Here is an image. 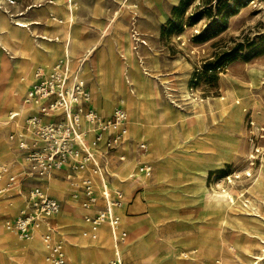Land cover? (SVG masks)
<instances>
[{
	"label": "rangeland",
	"instance_id": "rangeland-1",
	"mask_svg": "<svg viewBox=\"0 0 264 264\" xmlns=\"http://www.w3.org/2000/svg\"><path fill=\"white\" fill-rule=\"evenodd\" d=\"M16 1L19 3V0ZM64 1L22 0L21 5L24 7L31 3L36 10L41 7V12H49V36H54L56 16L63 12ZM96 1L88 0L90 4ZM102 1L106 10L104 17L97 24L88 26L89 5L84 0H77L79 6L76 10L80 19L74 25L73 38L77 43L79 34L83 36L87 31L88 34L83 37L85 39L78 40V46L83 49L106 38L104 42H108V48L102 45L93 55L95 59L100 55L102 58L103 70L99 73V79L83 74L80 79H85L93 98V107H97L101 116L108 118L123 107L127 111L126 141L117 146L126 153L125 161L119 165L115 163L117 149L107 145L111 139L110 133H107L102 146L107 151L101 147L95 150L97 160L105 161L106 165L108 163L111 174V178L105 181L99 176H92L98 194L104 196L102 189L105 185L111 189L110 195L114 197L117 191L124 189L122 199L125 205L126 198L133 201V194L137 190L135 186L146 188L142 191L145 205L137 197L138 206L135 207L142 206L141 209H131L128 215L120 208L116 209L120 219L116 226L117 233L123 230L128 234L123 244L118 243L123 251L121 256L131 258L137 264H234L240 252L237 246H233L232 239L239 243L248 242L249 249L253 251L252 257L257 256L261 246H264L259 238L264 235V201L261 203V215H255L238 198L237 193H248L247 198L256 206L259 201L250 192L257 179L264 178V0H181L169 6L170 16L155 31L145 30L142 26L138 0ZM121 1L132 6V15L117 18L108 33L104 34L109 18L114 11L123 7ZM6 2L0 0V4L9 6V2ZM10 7L16 9L18 6ZM100 11L101 0H98L94 13L99 14ZM9 19L13 22V17ZM2 36L11 46L12 41L7 34ZM2 49L8 56L18 57L9 47L3 45ZM84 51L74 55V62H69L72 76ZM62 59L53 61L49 66L38 62L33 70L39 64L51 70ZM83 61L87 65L90 62L87 59ZM114 66H119L115 76ZM21 69L19 65L12 80L0 68V97L10 89L19 91L15 94L18 99L8 112L17 109L16 104L23 99L33 75L32 70L30 76L22 77ZM19 82L23 85L21 89ZM184 90L196 101L204 100L206 112L201 116L187 115L189 100L184 101L181 97ZM138 93L143 99L152 93L162 110L152 121L150 133L143 136L129 133L133 119L127 106L131 98H139ZM223 97L225 99H221ZM6 101L4 95L0 109ZM221 104L227 105L226 112H222ZM26 110L23 117L15 113L17 126L9 123L12 118L8 112L5 116L7 124L0 123V163L9 164L12 174L16 176V188L5 194L0 193V226L11 238L26 247H20L16 253L10 254L0 242V264H36V251L26 245L28 239H20L7 228V221L25 211L34 210L29 203V193L36 188L61 202L57 217L64 216L65 220L56 228V217H53L55 227L50 235L52 241L61 239L71 264L105 263L107 260L99 258L98 250L105 247L110 252L113 249L111 236L108 242L99 236L98 231H90L83 226L81 240L77 230L70 229L75 225L68 227L70 216L66 214L73 207L84 223L89 225L87 217H94L97 211L105 213V210L97 209L96 205L86 207L84 192L69 188L65 174H74L76 170L73 168L53 170L57 172L55 175L53 171L43 176L40 174L42 170L30 160L31 147L36 146L37 142L33 140L28 148H23L18 136V132L24 133L25 143L32 142L33 129L27 133L25 116L35 113L33 104L29 108L27 106ZM240 114L242 119H239ZM174 116H177V121ZM179 116L183 119L191 117L195 122L183 127ZM236 122H240L239 127H236ZM121 126L114 125L111 130L117 131ZM84 129L93 130L94 126L84 123ZM143 140L148 146L146 151L137 148ZM143 155L154 165L153 172L149 174L144 170L147 162L142 159ZM215 155L223 158L222 164L215 162ZM51 175L53 179L65 181L62 192L51 189ZM3 183L4 179L0 180V186ZM132 189L133 194L129 195ZM228 190L235 196L234 203L225 201L220 195ZM75 191L78 192L77 196ZM91 212H94L93 215L87 216ZM222 214H228L231 223L215 225ZM151 217L157 222L150 219L138 221ZM126 219L130 221V226ZM101 223L98 227L111 225L109 220ZM218 230H222V236ZM217 235L224 241L217 244L212 242ZM126 245L131 246L134 252L125 251ZM139 245L144 246L143 250ZM80 250L87 255L85 261L78 257ZM45 253L53 264L54 253L50 246ZM113 255L110 258L116 256Z\"/></svg>",
	"mask_w": 264,
	"mask_h": 264
},
{
	"label": "built area",
	"instance_id": "built-area-1",
	"mask_svg": "<svg viewBox=\"0 0 264 264\" xmlns=\"http://www.w3.org/2000/svg\"><path fill=\"white\" fill-rule=\"evenodd\" d=\"M15 3V0H5ZM80 69L78 70V72ZM75 78V77H74ZM70 74L68 61H60L51 70L38 67L34 73L25 100L33 104L36 114L26 117L27 133L32 128L34 142L36 146L30 153L31 162L36 163V167L42 171L40 174L47 175L51 171L63 168H73L78 171H88L89 176L77 177L70 174L68 177L71 183L80 188L85 194L84 205L90 207L97 202V188L93 183L92 176L97 175L102 181L108 179L109 172L106 166L97 161L96 148L105 142L107 133L111 139L107 145L111 149H116L126 137L127 113L124 108L117 109L110 117L101 116L96 109L91 106L92 96L84 79H74ZM74 79V80H73ZM16 116L11 114V118ZM46 117H54L52 121L44 120ZM84 123L94 126V129H84ZM121 124L117 131L111 130L114 125ZM21 133V132H20ZM95 133L93 139L89 140L87 135ZM26 134H20V143L23 148H28L25 141ZM140 150L148 149L145 141L139 143ZM125 155L120 156L124 160ZM152 165L148 162L144 164L146 173L152 172ZM106 177V178H105ZM4 183L0 187V193L5 194L15 188L16 176L12 174L8 164H0V180ZM116 192V191H115ZM117 193V196H116ZM115 196H102L105 201V213H97L94 217H87V221L92 226H98L104 218H107L112 225L114 238L117 243L125 241L127 232L118 231L115 233L114 227L119 223L116 208L123 205L122 191H117ZM32 212H23L17 218L7 221V228L15 231L20 238L29 239L32 236L31 227L39 214L54 216L60 213V202L43 194L40 188H36L29 193ZM47 243L54 255L53 264H67L63 244L60 241H52L50 233L45 236ZM108 264H126L123 257L116 255L108 261Z\"/></svg>",
	"mask_w": 264,
	"mask_h": 264
},
{
	"label": "bare ground",
	"instance_id": "bare-ground-1",
	"mask_svg": "<svg viewBox=\"0 0 264 264\" xmlns=\"http://www.w3.org/2000/svg\"><path fill=\"white\" fill-rule=\"evenodd\" d=\"M61 2H63V0H59V3H61ZM121 4H123V7L120 8V12L114 18L113 23L117 18H122V17H127V16L132 15L131 14V12H132L131 7L132 6L130 4H127V3L122 2V1H121ZM78 6L79 5L77 3V0H65L64 1L63 12L59 13L60 16L59 15H58V17L56 16V28H55L56 34L54 36H49V35L34 34L32 26L37 28L36 25H42V21H40V20L31 21V20H26L23 18L32 12L35 5H33V4L29 5L26 8H24L23 10H21L19 8V6L16 7V9L15 8L12 9L10 6L0 4V53H1L0 68L4 69V71L9 75V76H7L8 78H12V80H13V77L16 75L15 71L18 69L19 65H21V67H22L20 76L23 77V76H30L32 73L33 67L38 62H42V63L46 64L47 66H49L53 61H58L60 58L62 59V57L64 59H62L60 61H68V62L73 61L74 62V55L78 54V53H80V51H83L84 49H86V48L81 49L78 46V40L80 37H82L80 34H79L77 43L74 42V38H73L74 25H75L76 21H78L80 19V14L76 10V8H78ZM121 12H122V14L120 15ZM9 17H13V22L9 19ZM113 23H112V25H113ZM3 34H7V38L12 41L11 46L9 45L10 43L7 44L8 42L3 40V38H2ZM83 39H85V38H83ZM105 39L106 38L101 39L100 41H98L97 43L92 45L91 47H88L87 51H84V53L82 54V57H80V59L78 60L76 72L72 76L73 78L75 77L74 79H80V76L82 74L85 77L88 76V77H93V78L99 79V73L102 69V64H101L102 58L100 57L101 56L100 55V56H98L97 59H95V58H93V55H94L96 49H98L102 45L104 48H106V49L108 48V44H107L108 42H104ZM102 42L105 44H103ZM96 44H98L99 46L97 45L98 47H96ZM3 45L6 47H9L12 51H14V53H16L18 55V57L12 58L11 56H8L6 52H3V49H2ZM102 51H103V49H102ZM84 59H87L90 62L88 65L85 62L84 66L82 68V71L79 73L77 71V69H78L80 63ZM76 64L77 63H75V65ZM115 65H117V64H115ZM118 69H119V66H114V76L116 75V72ZM71 71L72 70L70 68V74H71ZM100 84H101V82H100ZM19 85H20L19 89H21V86H23L21 84V82H19ZM138 85H139V83H138ZM17 92H19L17 89H10L7 93L4 94V95H6L7 101L4 103V106H2V108L0 109V123L2 125L7 124V121L5 120V116H6L7 112L10 110L9 107L14 105L16 100L18 99L17 97H15V94ZM4 95L0 97V103L2 102ZM138 95H139V98L138 99L131 98V101L128 103V106H127L128 110L132 116V119H133V124L131 125V127L129 129V133H136L139 136H141V135L143 136L144 133H150L149 131L153 128L152 127V121L158 116V114L162 110H161V107L154 100L152 93H150L149 96L145 97L144 99L141 98L139 93H138ZM181 97L184 101L189 100L187 102V105H186V111L188 112L187 115L201 116L202 113L206 112V109H205L206 103L204 102V100L196 101L195 99L190 97V93L187 90L183 91V94H181ZM221 99H225V98L223 97ZM29 105H30V103H28L25 100V97H23L21 102L16 104L17 109H14V112L16 114H19L21 117H23L27 113L26 107L28 106V108H29ZM226 106H227L226 104H221L222 112L227 111ZM178 113H180V112H178ZM176 117H175V119L177 121L178 118H176ZM183 118L184 117L179 116V119L182 120L181 126H183V127H186L187 125H191L195 122V121H193V118H191V117L188 119H183ZM239 119H242V114L239 115ZM235 124H236V127H239L240 122H236ZM155 139H157L156 135H155ZM33 140H34V134H33L32 142H30V143L28 142V143H26V145L29 146V144H32ZM214 160L216 163L222 164L221 161L223 160V158L215 155ZM199 173H201V172H199ZM52 176L53 175L50 176L51 177L50 178L51 179L50 180L51 181V184H50L51 189L53 191L62 192L66 186L65 181H62L58 178L53 179ZM230 181H232V180H230ZM110 190L111 189L107 185H105L104 188L102 189L104 196L111 197L112 195H110V193H111ZM250 193L255 199H257L259 201V203L256 206H254V204L247 198L248 193L246 194V192L245 193L244 192H238L237 195H238V198H240L246 204V206L248 208L252 209V211L254 212L255 215L260 216L261 215V209H262L261 203L264 201V178H258L257 179V184L254 185V189ZM77 194H78V192L75 191L76 196H77ZM220 195L222 196V198L225 201L233 202V203L235 202V196L230 190L225 191L224 193H222ZM137 204H138V199H136L134 206H136ZM85 209H87V208H85ZM88 209L90 210L92 208H88ZM64 213H66V212H64ZM93 213L94 212H91L87 216L93 215ZM66 214L70 216V219L67 220L70 223L68 225V227L75 225V227L72 226V228H70V229L77 230V232H78L77 236L81 240H83V238L81 237L80 231L83 230L84 227L89 229L90 231H92V230L95 232L98 231L99 236H101L102 238H105L106 241H108V242H109L110 236H111V241L114 244L113 249L109 252L108 248H105V247L100 248L99 247L100 248L98 250L99 258H104V259L108 260L113 253H114L113 256L119 255L120 257H122L121 255H122L123 251L121 250L119 244L117 242H115L112 226L110 224L109 225L106 224V225L99 226V227L98 226H92L90 224L87 225L84 223L81 216L77 212H75V209L73 207H70L69 212H67ZM38 216L41 219V217L44 215L41 213ZM63 217L64 216L56 217L57 226L59 224H62V222H64L65 219ZM149 219L155 223L157 222L152 217L147 218L145 220L141 219L138 221L141 222V221H146ZM105 220H108V219L104 218L103 220H101V222H104ZM44 222H45V220H44ZM126 222L128 224L130 221H128L126 219ZM219 223L220 224L231 223V217L228 214H222L221 216H219L215 225H217ZM43 224H45V223H43ZM41 225H42L41 222H37V223H34L32 225L31 230H32L33 234L27 240L26 245L28 247L35 249V251H36V256H35L36 264H51L49 262V260H50L49 256L45 253L46 248H49V246H50V243L46 242L45 235H44L45 232L47 231V229L44 227H41ZM68 227L65 228L66 231L69 230ZM114 228H115V233L117 234L116 226ZM87 229H85V230L87 231ZM90 233H92V232H90ZM109 233H110V235H109ZM83 234L85 235V233H83ZM218 234L220 236H222L223 235L222 230H218ZM253 237L258 239V237H256L255 235ZM220 238L221 237H219L217 235V237L212 242H214L216 244L219 242H223L224 239L222 241ZM259 238L261 240L260 243L261 242L264 243V235L259 236ZM209 241H211L210 238H209ZM0 242L3 244V246L7 247L10 254L16 253V251L20 247L26 248V247L22 246L21 244H19L15 239L11 238L2 226H0ZM232 242L234 244L233 246H237L239 248V252H240L237 255L236 260L234 261V264H264V246H261V252L257 256L252 257L253 251L251 249H249V243L248 242L239 243V242L235 241L234 239H232ZM140 247H142V245ZM143 247H142V249L141 248L140 249L143 250ZM125 251L134 252V249L131 246L126 245ZM78 257L81 261H85L87 259V255H86L85 251H83V250L79 251ZM64 258H65V261L67 262V264H71L70 260L66 256V253H65ZM70 258H72V257H70ZM256 259H259V260L257 261Z\"/></svg>",
	"mask_w": 264,
	"mask_h": 264
},
{
	"label": "crops",
	"instance_id": "crops-1",
	"mask_svg": "<svg viewBox=\"0 0 264 264\" xmlns=\"http://www.w3.org/2000/svg\"><path fill=\"white\" fill-rule=\"evenodd\" d=\"M16 1V0H15ZM139 2H140V8H139V11H138V13H139V16H140V20L142 21V26L144 27V29L145 30H151V31H155V30H157V29H159V28H161L162 27V25L164 24V21L166 20V19H168V17L170 16V7L169 6H173V5H175V4H178V2H180L181 0H138ZM151 1V4L149 5V2ZM2 2V1H1ZM22 0H19V3H17V1L15 2V3H8L9 4V6H19V8L21 9V10H23L24 8H26L27 6H29V5H32L31 3L30 4H28V5H26V6H24V7H22ZM84 2H86L88 5H89V7H88V11H89V19H88V26L89 25H91L92 23H98V21H99V19H102V17H104V15H105V3H104V1H102L101 0V11H100V13L99 14H95L94 13V8L96 7V4H97V2H98V0L96 1V2H93L92 4H90L89 2H88V0H84ZM7 3V2H6ZM41 8V7H40ZM40 8H38L39 10H36V8L34 7V9L32 10V12L31 13H29L28 15H24L25 17H23L24 19H26V20H31V21H33V20H40V21H42V25L40 26V27H33L32 26V28H33V31H34V34H41V35H51L50 33H51V26H50V23H48L47 21H50V18H49V12H41V10L42 9H40ZM43 8V7H42ZM119 12H120V10L119 11H114V13L112 14V16L109 18V22H108V25H107V27L105 28V29H107L106 31H104L103 33L104 34H107L108 33V31H109V29L112 27V23H113V20H114V18L119 14ZM100 23V22H99ZM155 27V28H154ZM87 30H89V29H87ZM88 33H87V31H86V33H85V35H87ZM85 35H83L82 37H80V38H83V37H85ZM81 49H83V48H81ZM85 51H87V49H85ZM86 60V59H85ZM84 61H82L81 63H80V65H79V67H78V69H77V71L80 69V71H79V73L82 71V68H83V66H84ZM38 67H43V68H45L44 67V65H41V64H39V65H37L36 67H35V69L33 70V75H32V78H31V80H30V83H29V86H28V88H27V90H26V92H25V94H24V97H25V95H26V93H27V91H28V89H29V87H30V85H31V83L33 82V79H34V73H35V71H36V69L38 68ZM46 69V68H45ZM46 70H50V69H46ZM85 80V79H84ZM87 85V84H86ZM88 87V86H87ZM91 106L93 107V98H92V102H91ZM94 109H96V110H98L97 109V107H93ZM124 108V107H123ZM34 112L35 113H29V114H27L25 117H27L28 115H31V114H36V109L34 108ZM127 112V111H126ZM12 113H15L13 110L12 111H10L9 112V114H12ZM107 117V116H106ZM260 118H261V116H260ZM25 119V118H24ZM54 119V117H46L45 118V120L46 121H52ZM14 123V125L15 126H17L16 124H15V122H14V118H12V120H10L9 121V123ZM20 131V130H19ZM19 133V137H20V132H18ZM94 135H95V133H89L88 135H87V137H88V139H93V137H94ZM125 141H126V137H125V140L122 142V143H120L119 144V146L120 145H123L124 143H125ZM144 141V140H143ZM104 147V142L103 143H101V145H100V147L102 148V150L103 151H107V150H105V148H103ZM137 148H139L138 147V145H137ZM116 152H118V154H117V158H116V160H115V163H117V165H119L120 163H122V162H124L125 161V159L124 160H120V156L121 155H125V157H126V153L124 152V151H121L120 149H118L117 147H116ZM2 150V149H1ZM144 156V155H143ZM143 156H142V159L143 160H146L145 162H148L149 164H151L152 165V167L154 168V165L152 164V163H150V161H148L147 160V157H145L144 156V158H143ZM108 160V159H107ZM104 162L105 161H102L101 160V164L102 165H104V166H106V168H107V170L109 171V167H108V163H107V165L106 164H104ZM0 164H3V163H0ZM7 164V163H6ZM9 165V164H8ZM117 165H115V166H117ZM10 166V165H9ZM114 166V167H115ZM112 167V166H111ZM113 167V168H114ZM11 168V167H10ZM64 169H69V168H64ZM63 171H65V172H67V170H63ZM152 172H153V169H152ZM53 173H54V175L57 173L56 171H53ZM72 174V173H71ZM70 174L67 172L66 174H65V176H66V178L69 180V181H66L68 184H69V188L71 189V190H74V189H78L79 191H81V189L80 188H78V187H76V186H74L72 183H71V180L69 179V176ZM74 175H77V177H81V176H89L90 175V173L88 172V171H76V172H74ZM57 176V175H56ZM95 176H97V175H95ZM111 178V174H110V172H109V176H108V180ZM1 187V186H0ZM16 188V187H15ZM14 188V189H15ZM13 189V190H14ZM134 189H137L136 190V194H133V192L132 191H134L133 189L131 190V192L129 193V195L132 193L133 194V201H132V199L131 200H127V198H126V201H124L125 202V205H123V207H121L120 209L121 210H123L124 211V213L125 214H129L130 212H131V209H133V210H138V209H141V207L139 206V207H135L134 206V203H135V201H136V199H137V197H139V199L142 201L143 199V197H142V191L144 190V189H146L145 187L143 188V187H141L140 185H138V186H135L134 187ZM12 191V190H11ZM98 191V190H97ZM122 191L124 192L125 190L124 189H122ZM144 192V191H143ZM11 193V192H10ZM9 193V194H10ZM97 195H99L98 193H97ZM2 196H5V195H2ZM126 196H128L127 195V192H126ZM51 197H53V196H51ZM99 198H98V200H97V202H96V208L97 209H99V210H101V209H104V207H105V201H104V199L102 198V196H98ZM53 198H55V197H53ZM56 199V198H55ZM57 200H58V198H57ZM125 200V199H124ZM59 202H60V200H58ZM77 201V200H76ZM76 201H74V202H76ZM60 204H61V202H60ZM142 204L143 205H145L144 204V202L142 201ZM94 206V205H93ZM27 207V206H26ZM117 209V208H116ZM100 211H97L96 213H94V215H96L97 213H99ZM116 213H117V210H116ZM53 217H57V215H54V216H42L41 217V219L38 217L37 219H36V221L34 222V223H37V222H41L42 223V225H41V227H44V228H46L47 229V231L45 232V233H50L51 234V230L55 227V221H54V219H53ZM44 220H45V222H44ZM33 223V224H34ZM43 223H45V224H43ZM59 226V225H58ZM58 226L56 227V228H58ZM52 228V229H51ZM11 231V230H10ZM56 231L58 232V230L56 229ZM121 231H123V230H121ZM12 233H14V234H16L18 237H19V235L15 232V231H11ZM33 234V233H32ZM127 236H128V234H127ZM20 238V237H19ZM127 238V237H126ZM20 239H22V238H20ZM55 241H61V239H59V240H55ZM124 243V241L123 242H121L120 244H123ZM65 252V251H64ZM126 257V256H125ZM125 257H123V258H125ZM127 259L125 260L124 259V261H125V263L126 264H137V262L136 261H134V260H132L131 258H128V257H126ZM110 259H108L105 263H99V264H108V261H109Z\"/></svg>",
	"mask_w": 264,
	"mask_h": 264
}]
</instances>
